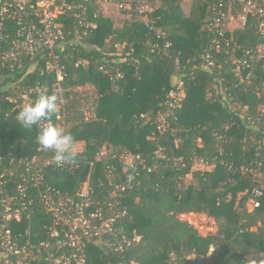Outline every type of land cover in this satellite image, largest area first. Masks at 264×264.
Returning <instances> with one entry per match:
<instances>
[{
	"label": "trees",
	"instance_id": "trees-1",
	"mask_svg": "<svg viewBox=\"0 0 264 264\" xmlns=\"http://www.w3.org/2000/svg\"><path fill=\"white\" fill-rule=\"evenodd\" d=\"M66 1L86 6L87 21L95 28H88L84 34L85 28L78 21L61 19L68 34L63 49L57 51L66 73L61 87L66 120L70 122L67 132L76 143L85 142V150L74 159L79 162L76 167L47 173L49 183L61 192L75 196L89 178L95 196L100 197L105 190L102 183L106 165L116 161L95 162L93 166L91 163L106 145L141 155L149 165L153 164L156 142L148 137L154 127L137 117L156 113L162 107L175 75H183L186 84V98L173 131L161 139L170 166L154 173L139 169V184L123 200L129 212L123 226L129 233L136 231L140 242L123 254H109L90 245L88 264H264V193L260 208L253 211L246 208L247 197L240 196L255 185L248 175L241 173V168L264 161V125L258 121V107L264 101V60L254 64L249 83H241L233 72V58L228 55H219L222 69L204 68L202 55L210 34L203 30V25L211 0H193L188 16L180 0H159L153 15L156 27L168 33L165 40L147 30L133 11H126L131 16L115 26L112 18L100 12L97 0ZM257 26V21L251 19L244 29L228 35L237 44L236 57L261 45ZM79 38L81 44L76 43ZM152 39L161 49L170 42L169 54L151 52L147 41ZM117 44H126L121 62L116 65L124 78L111 81L100 67L111 65L118 58ZM7 46L0 44V56ZM46 61L43 56L28 60L20 73L11 74L0 67V79L7 76L0 90H4L6 83L12 86L19 82L22 87L55 83L53 73L42 75ZM220 78L229 88L227 92L236 98L237 106L228 105L214 93ZM86 85L92 86L98 95L94 118L90 120L72 114L73 105L69 103L73 90ZM239 104L247 110L238 109ZM11 107L8 103L0 104V153L5 155L6 163L11 152L16 158L31 156L39 147L36 138L41 129L23 127L10 112ZM50 119L55 120L53 116ZM180 158L187 164L185 169L173 166V159ZM196 159L215 168L192 171ZM118 170L123 175L129 173L120 166ZM190 173L193 183L187 186L185 180ZM41 205H36L30 220L12 226L19 232L30 228L37 239L44 238L50 217ZM189 213L213 218L217 233L201 236L179 218ZM210 253L206 262L204 259Z\"/></svg>",
	"mask_w": 264,
	"mask_h": 264
},
{
	"label": "built area",
	"instance_id": "built-area-1",
	"mask_svg": "<svg viewBox=\"0 0 264 264\" xmlns=\"http://www.w3.org/2000/svg\"><path fill=\"white\" fill-rule=\"evenodd\" d=\"M180 1L183 5L189 6L193 2ZM211 1L203 25V30L210 34L208 45L202 55L204 68L208 71L222 69L223 63L220 62L219 55L225 54L233 58V72L241 78V83H249L253 78L254 64L264 60V0ZM97 2L103 15L108 16L110 8H115L119 12L133 11L135 13L133 16L138 18L147 30L154 32L158 39L168 38L167 31L156 27L153 15L158 8L159 0H97ZM130 16V13H126L127 18ZM63 17L78 21V24L85 28L84 34L88 28H95L87 21V7L84 5L71 4L66 0H0V44L8 45L0 56V67L11 74L20 73L28 60L43 56L47 61L42 75L46 72L48 75L53 73L56 77L55 83L51 85L46 82L34 87H22L19 82L13 83L12 86L6 83L3 86L4 90H0V104L12 105L10 112L16 119L18 112L25 105L34 103L40 94H55L59 103V109L53 115L55 120H44L37 126L42 128L53 124L63 127L67 132L65 100L61 87L66 73L57 53L63 49L68 35L61 20ZM251 19L258 23L257 33L262 43L254 51L248 50L240 57H236L237 44L234 38L228 35L244 29ZM147 46L151 52L160 54L162 51V54L167 56L171 43L166 42L161 49L160 44L152 39L147 41ZM125 47L126 44L115 45L118 51L115 56L118 58L114 59L111 65L104 64L100 67V71L111 81L124 78V73L116 65L121 62ZM6 78L7 76H3L0 84L4 83ZM223 80L218 79L214 93L223 97L228 105L237 106L236 98L227 92L229 88L223 85ZM185 98L184 76L175 75L173 87L169 90L162 107L156 113H144L137 117L143 124H151L154 127V132L148 137L149 140L156 142L153 164L149 165L141 155H134L125 149L118 151L111 145L101 149L91 165L93 166L95 162L107 164L110 161H116V164L106 165L105 182L102 183L105 190L100 197L95 196L89 178L75 196L63 193L49 183L47 178L49 170L70 171L78 165V161H64L58 165L53 159V152L45 151L40 146L34 149L35 152L31 156L16 158L13 152L9 153L8 163L5 155L0 153V263L88 264L90 245H97L109 254H123L139 243L141 236L136 231L129 233L123 226L124 221L129 218L123 200L139 184L137 181L139 169L154 173L170 166L171 160L161 144V139L173 131V123L178 119V112ZM239 108L247 110L242 104L238 105ZM258 121L264 125V101L258 107ZM194 163L201 165L200 171L209 170L210 166L201 160L196 159ZM118 166L129 173L123 175ZM173 166L185 169L187 164L180 158L173 159ZM241 173L248 175L255 184L251 190L241 194L247 197L245 203L247 210L253 211L260 208V199L264 193V161H257L247 168L242 167ZM38 203L42 204L50 217L42 239H37V234H33L30 228L19 232L12 226L30 220ZM189 215L199 214H182L179 218L191 225L186 219ZM213 222L216 226V221ZM207 230L208 233L197 231L201 236L208 237L216 234L218 228Z\"/></svg>",
	"mask_w": 264,
	"mask_h": 264
},
{
	"label": "clouds",
	"instance_id": "clouds-1",
	"mask_svg": "<svg viewBox=\"0 0 264 264\" xmlns=\"http://www.w3.org/2000/svg\"><path fill=\"white\" fill-rule=\"evenodd\" d=\"M58 109L57 95L40 94L34 103L25 105L18 112L16 119L23 127L32 128L50 119ZM36 139L43 150L53 152V159L58 165L74 160L77 155L75 137L63 127L53 124L42 127Z\"/></svg>",
	"mask_w": 264,
	"mask_h": 264
},
{
	"label": "rangeland",
	"instance_id": "rangeland-1",
	"mask_svg": "<svg viewBox=\"0 0 264 264\" xmlns=\"http://www.w3.org/2000/svg\"><path fill=\"white\" fill-rule=\"evenodd\" d=\"M183 12L186 16L189 15V11H190V7L189 5H183ZM108 17L112 18L114 20L115 26H120L121 24H123V21L126 20V13L125 12H119L117 11L115 8H110L108 11ZM111 15V16H110ZM76 43H80V38L76 39ZM81 44V43H80ZM217 94H218V89H217ZM223 98V97H222ZM224 99V98H223ZM70 100V104L73 105V109H72V114L75 115H79L80 119H85V120H90L94 118V110L95 107L97 105V100H98V95L96 93V90L90 86V85H86L84 87H80V88H76L73 90L71 98ZM66 104V103H65ZM243 111H246L243 108ZM67 115V113H66ZM72 117V116H71ZM70 127V122L67 120V130ZM85 150V143L83 142H78L76 143V151L77 154L82 153ZM199 162V161H196ZM195 162V163H196ZM194 163V164H195ZM215 168V166H210L209 170L207 171H212ZM202 167L199 164H195L192 166L191 170L192 171H197V170H201ZM205 171V170H204ZM191 183H193L192 181V174L190 173L185 180V184L187 186H189ZM240 196H242L240 194ZM238 202V201H237ZM236 205H238V203H236ZM186 219L191 223V225L196 228L197 230H199V232L202 233H208V228H214L217 227L214 226V219L209 217L208 215L205 214H199V215H189V217ZM214 250H211V252H213ZM211 253L208 254V256L204 259L206 260V262L208 261L209 257H210ZM203 262V260H202ZM207 264V263H204Z\"/></svg>",
	"mask_w": 264,
	"mask_h": 264
},
{
	"label": "crops",
	"instance_id": "crops-1",
	"mask_svg": "<svg viewBox=\"0 0 264 264\" xmlns=\"http://www.w3.org/2000/svg\"><path fill=\"white\" fill-rule=\"evenodd\" d=\"M81 143V142H80ZM83 143V142H82ZM85 143V142H84Z\"/></svg>",
	"mask_w": 264,
	"mask_h": 264
}]
</instances>
